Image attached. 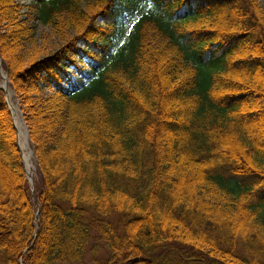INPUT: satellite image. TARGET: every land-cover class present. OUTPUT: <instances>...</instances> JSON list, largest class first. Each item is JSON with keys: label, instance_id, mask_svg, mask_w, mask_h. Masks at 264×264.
I'll use <instances>...</instances> for the list:
<instances>
[{"label": "trees", "instance_id": "obj_1", "mask_svg": "<svg viewBox=\"0 0 264 264\" xmlns=\"http://www.w3.org/2000/svg\"><path fill=\"white\" fill-rule=\"evenodd\" d=\"M31 18L54 49L28 48ZM0 20L38 174L33 201L0 90V264L82 262L94 238L93 264H264L257 0H0Z\"/></svg>", "mask_w": 264, "mask_h": 264}, {"label": "rangeland", "instance_id": "obj_2", "mask_svg": "<svg viewBox=\"0 0 264 264\" xmlns=\"http://www.w3.org/2000/svg\"><path fill=\"white\" fill-rule=\"evenodd\" d=\"M21 2H26L27 0H19ZM262 12L264 13V0H257ZM21 10H27V7L23 6L21 8ZM117 23H118V27L121 28V34L123 32H125L128 28V26L130 25L131 23V16L129 15H126V14H118L117 15ZM3 23H4V20H0V30L1 28L3 27ZM31 23L33 25V33H32V37H30V40H31V44L33 42V45L28 48H36L35 52H45L47 50H51V49H54L57 44L60 42L62 36L57 34L55 31L51 30L48 26L44 25L43 23H41L40 21H37L36 19L34 18H31ZM121 34L119 35H116L115 38H113V44L118 42L121 38ZM29 44V43H27ZM27 46V45H26ZM74 60L76 61V63L78 65H85L86 66V63H87V60L85 59V57L83 58H78V56H74L73 57ZM62 64H64V71L66 72L67 75L71 76V77H74L77 75V71H76V68L74 67V65H72L71 63L63 60L62 61ZM3 74L5 75V70H4V65L3 63L1 62V59H0V85L2 83L3 85ZM7 91L10 95V98H11V101L17 106V120H15L14 124L15 126H17V122L18 120L19 121H22V124L24 123L23 121V118H22V115H21V112L19 110V103H18V98H17V94L13 91L11 85L7 84ZM38 92V94L40 95H44L46 93H49L50 91L47 89V88H42L40 89ZM31 96L32 93L30 94ZM13 120H14V117H13ZM23 129L26 131L27 130V127L25 125V123L23 124ZM17 130V129H16ZM17 132V131H16ZM22 137L18 134V133H15V142L17 143V147H18V150H19V153H20V158H21V152H20V149H22L23 145H24V142L21 143ZM26 143H27V151H31L30 155H29V161L32 162V166L30 167V171H31V181H32V185L30 183H27L28 184V187H29V191H30V194H31V199L34 201L35 200V196L32 195V191H33V181H35L37 179V170H36V165H35V157L33 155V150H32V146H31V142L29 141V138H28V134L26 132ZM22 151V150H21ZM23 156V154H22ZM21 164L24 165L23 161H22V158H21ZM1 173H0V179H2L1 177ZM4 181V180H3ZM27 182H29V180L27 179ZM31 188V190H30ZM115 221H117L118 224H121V218L120 217H115ZM92 242H94L93 244V247H94V250L93 251H90V249L88 248L87 249V252L85 254V256L83 257V261L82 262H79V261H70V262H67L65 264H93V260H92V257H96L97 259L103 261L107 255H108V249L104 246V244L102 243V241H100L98 238H94L92 239Z\"/></svg>", "mask_w": 264, "mask_h": 264}, {"label": "bare ground", "instance_id": "obj_3", "mask_svg": "<svg viewBox=\"0 0 264 264\" xmlns=\"http://www.w3.org/2000/svg\"><path fill=\"white\" fill-rule=\"evenodd\" d=\"M3 85L5 86V83H3ZM6 93H7V100H8V103L10 105V108H11V110L13 112V117H14V122H15V120H17V113L19 111L17 112V106L11 101V98H10V95H9L10 92L8 93V91H7ZM17 123H18L17 126H15L16 129H17L16 131L22 137L21 138L22 139L21 143L24 142V145H23L22 149L19 148L20 152H21V158H22V161H23L24 166L26 168L27 174H28L29 178L31 179L30 167L32 166V164H31L32 162H30L29 158H28L30 153H31V151H27V147L28 146H27L26 138H25L26 137V131L23 129V124L24 123L22 124V121H19V120H18ZM22 154H23V156H22Z\"/></svg>", "mask_w": 264, "mask_h": 264}, {"label": "water", "instance_id": "obj_4", "mask_svg": "<svg viewBox=\"0 0 264 264\" xmlns=\"http://www.w3.org/2000/svg\"><path fill=\"white\" fill-rule=\"evenodd\" d=\"M11 114H12V113H11ZM13 126L15 127L14 121H13ZM22 167H23L24 173H25V175H26V169H25V166L22 165ZM28 180H29V179H28ZM29 183H31V182L29 181Z\"/></svg>", "mask_w": 264, "mask_h": 264}]
</instances>
